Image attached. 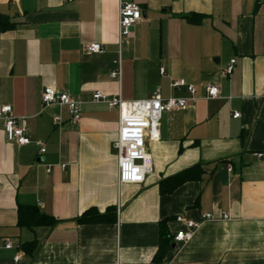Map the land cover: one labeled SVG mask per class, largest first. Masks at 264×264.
Here are the masks:
<instances>
[{"label": "crops", "instance_id": "crops-1", "mask_svg": "<svg viewBox=\"0 0 264 264\" xmlns=\"http://www.w3.org/2000/svg\"><path fill=\"white\" fill-rule=\"evenodd\" d=\"M120 1L145 17L119 43ZM191 13L206 19H180ZM0 15L15 24L0 32V100L24 119L31 141L8 143L0 122V264L33 240L35 254L22 251L20 264H154L160 224L172 238L184 230L176 217L199 222L203 214L214 219L178 250L171 241L160 264H264V0H0ZM89 44L103 52L86 53ZM118 61L121 78H111ZM179 80L196 87V99L164 114L158 141L146 142L145 183L118 186V114L92 94L145 100L158 89L183 98L170 88ZM207 85L219 87V98H205ZM44 88L80 101V120L44 107ZM196 165L202 181L160 194L163 180ZM18 205L58 223L20 229ZM91 208L114 209L113 222L78 223Z\"/></svg>", "mask_w": 264, "mask_h": 264}, {"label": "built area", "instance_id": "built-area-1", "mask_svg": "<svg viewBox=\"0 0 264 264\" xmlns=\"http://www.w3.org/2000/svg\"><path fill=\"white\" fill-rule=\"evenodd\" d=\"M141 20L142 11L138 4L120 1L118 5V42L120 43L122 39L127 38L132 27ZM85 51L88 54H101L103 49L98 44H89L85 48ZM234 66L235 60H231L222 72V76H230ZM160 75H164L163 70H160ZM110 76L111 78H121L120 61L117 62V69L111 72ZM170 88L173 90H183L186 96L183 98H163L158 89L154 91L150 98L145 100L125 101L120 96L109 97L100 92L92 94V103L105 105L109 109L116 110L118 114L117 136L113 144L117 158L118 186H141L145 183L146 178L152 171L146 142L158 141L159 126L164 114L184 110L189 102H193L196 99L197 89L194 85H188L184 81L179 80L172 82ZM203 90L206 99L214 100L219 98L220 90L218 86L207 85ZM41 103L44 107L52 105L65 107L72 121L77 122L80 120V106L82 103L72 99L67 93L57 92L51 88H44L41 94ZM238 117L239 114L233 115V119ZM0 122H2L3 132L8 143L19 147L30 145L31 141L28 137V128L24 119L15 117L11 106L3 104L1 100ZM58 122L59 119L54 118V123L57 124ZM37 145L40 146V143H37ZM40 152L44 153V149H41ZM256 157L260 158L261 156L257 155ZM227 170L231 171L230 168ZM119 211V207H117L116 213L118 214ZM213 219L214 217L211 214L201 215L199 222L176 217L175 222L183 224L184 230L172 236L171 241L174 244V249L178 250L190 242L201 224ZM222 219H227V215H224ZM4 248L6 250L13 249L9 242L4 244ZM22 256L23 252L18 247L12 259V264H20Z\"/></svg>", "mask_w": 264, "mask_h": 264}, {"label": "trees", "instance_id": "trees-1", "mask_svg": "<svg viewBox=\"0 0 264 264\" xmlns=\"http://www.w3.org/2000/svg\"><path fill=\"white\" fill-rule=\"evenodd\" d=\"M187 24L192 26H200L206 19L203 14L191 13L186 16H180ZM15 28L8 16L0 15V32L4 33ZM204 170L201 165L193 166L179 174L163 180L159 184V192L162 195H169L178 187L188 182L202 181ZM17 227L33 231L36 228L52 227L58 221L52 216L40 211L35 206L18 205L16 211ZM115 218L114 209L109 208L104 214H100L96 209L91 208L85 211L81 217L77 219L80 224H96L110 223ZM171 236H169L164 223L159 228V245L154 263H160L164 255L171 248ZM20 249L27 255L33 256L37 250V242L35 240L21 244Z\"/></svg>", "mask_w": 264, "mask_h": 264}, {"label": "water", "instance_id": "water-1", "mask_svg": "<svg viewBox=\"0 0 264 264\" xmlns=\"http://www.w3.org/2000/svg\"><path fill=\"white\" fill-rule=\"evenodd\" d=\"M142 17H143V18L145 17V14H144V13H142ZM173 247H174V245H173Z\"/></svg>", "mask_w": 264, "mask_h": 264}]
</instances>
